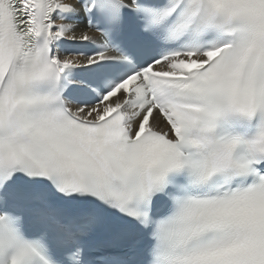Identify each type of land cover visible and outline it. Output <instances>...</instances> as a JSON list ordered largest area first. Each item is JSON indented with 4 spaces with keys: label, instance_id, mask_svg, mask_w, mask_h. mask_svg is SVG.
<instances>
[{
    "label": "snow or ice",
    "instance_id": "6c2138e0",
    "mask_svg": "<svg viewBox=\"0 0 264 264\" xmlns=\"http://www.w3.org/2000/svg\"><path fill=\"white\" fill-rule=\"evenodd\" d=\"M0 264H264V0H0Z\"/></svg>",
    "mask_w": 264,
    "mask_h": 264
}]
</instances>
